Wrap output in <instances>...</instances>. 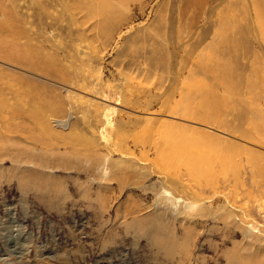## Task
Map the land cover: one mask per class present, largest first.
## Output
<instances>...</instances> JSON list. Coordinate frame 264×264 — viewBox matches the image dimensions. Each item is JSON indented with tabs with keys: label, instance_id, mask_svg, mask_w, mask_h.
Listing matches in <instances>:
<instances>
[{
	"label": "rangeland",
	"instance_id": "obj_1",
	"mask_svg": "<svg viewBox=\"0 0 264 264\" xmlns=\"http://www.w3.org/2000/svg\"><path fill=\"white\" fill-rule=\"evenodd\" d=\"M261 3L0 0V264H264Z\"/></svg>",
	"mask_w": 264,
	"mask_h": 264
},
{
	"label": "crops",
	"instance_id": "obj_2",
	"mask_svg": "<svg viewBox=\"0 0 264 264\" xmlns=\"http://www.w3.org/2000/svg\"><path fill=\"white\" fill-rule=\"evenodd\" d=\"M264 7V0H260ZM261 14H264V9L260 12ZM263 33L262 34H255L253 35L254 42L253 44H250L249 49L251 51V54L253 55L254 60L258 61H264V26H263ZM250 39L252 37L250 36ZM263 42V44H262Z\"/></svg>",
	"mask_w": 264,
	"mask_h": 264
},
{
	"label": "bare ground",
	"instance_id": "obj_3",
	"mask_svg": "<svg viewBox=\"0 0 264 264\" xmlns=\"http://www.w3.org/2000/svg\"><path fill=\"white\" fill-rule=\"evenodd\" d=\"M107 116V120H109V114L108 115H106ZM71 117V116H70ZM67 119L66 120H56V123H57V125H58V127H61V128H64V129H66V128H68V126H69V124H67ZM148 125H149V123H148ZM158 127V126H157ZM154 128V127H153ZM168 128V127H167ZM146 129V128H145ZM157 129V128H156ZM147 130V129H146ZM158 130V129H157ZM164 131V130H163ZM166 131V130H165ZM167 132V131H166ZM169 134L171 135V136H173L172 134H174L173 133V131L171 130V131H169ZM170 135H168V136H170ZM170 136V137H171ZM103 138L104 139H106V137L103 135ZM169 139V138H168ZM173 139V138H172ZM180 139V138H179ZM166 142V141H165ZM153 143H155V142H153ZM169 147V146H168ZM155 149V148H154ZM185 157V156H184Z\"/></svg>",
	"mask_w": 264,
	"mask_h": 264
}]
</instances>
